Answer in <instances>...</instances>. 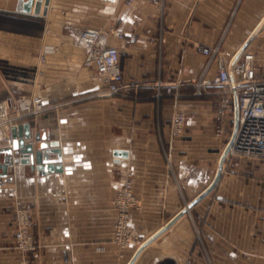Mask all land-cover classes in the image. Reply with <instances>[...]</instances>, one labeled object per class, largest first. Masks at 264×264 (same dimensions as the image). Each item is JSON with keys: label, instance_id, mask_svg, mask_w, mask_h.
Masks as SVG:
<instances>
[{"label": "crops", "instance_id": "crops-1", "mask_svg": "<svg viewBox=\"0 0 264 264\" xmlns=\"http://www.w3.org/2000/svg\"><path fill=\"white\" fill-rule=\"evenodd\" d=\"M27 1L0 0V101L44 100L47 110L23 125L60 142L62 169H9L0 264H264V160L228 158L215 189L182 215L214 182L236 127V102L220 134L217 89L196 94L195 82L220 68L198 49L220 46L228 64L254 36L247 50L264 76V0H50L47 16L34 14L35 3L23 13ZM87 28L124 33L109 44L125 83L139 85L131 98L100 96L105 83L72 37ZM50 47L57 51L42 62ZM158 83L172 93L159 99ZM179 112L187 121L175 137ZM6 132L0 128V149L9 146ZM128 181L139 241L123 248L115 200ZM17 201L35 218L38 248L27 254L16 247Z\"/></svg>", "mask_w": 264, "mask_h": 264}, {"label": "built area", "instance_id": "built-area-1", "mask_svg": "<svg viewBox=\"0 0 264 264\" xmlns=\"http://www.w3.org/2000/svg\"><path fill=\"white\" fill-rule=\"evenodd\" d=\"M133 1L130 0V2ZM155 4L160 6L163 13V3L156 1ZM147 33L148 39L154 41L151 37L152 31L149 30ZM112 36L123 39L125 35L117 30L107 32L94 28L72 32L74 41L85 51L86 67L95 69L97 75L105 83V89L99 93L100 96L131 98L133 89H138L139 85L125 83L120 52L118 48L109 44V39ZM198 50L209 58L208 66L215 59L220 61L218 74L214 78L202 77L195 82L198 96L204 95L210 88L217 89V95L220 97V109L217 117L220 134L225 131L224 121L228 111L232 110L234 102L237 104L238 131L228 158L264 160V76L262 73L260 74L256 55L246 50L237 59L236 56L231 63L227 64L222 61L223 53L220 46L215 49L199 47ZM56 51V48H47L42 53L41 61L45 62L48 55ZM157 88L159 89L157 95L159 99L163 96L164 89H167L169 94L173 91V85L163 83H158ZM46 110L47 107L41 97L16 98L11 96L0 101V128L8 131L4 135V140L9 146H12L14 140L12 129L23 125L26 117L39 116ZM186 121L187 118L183 113L175 114L172 125L173 136L177 137L182 133ZM8 159L9 163L14 162V158L8 157ZM10 168L12 169V167ZM9 177L0 178V189L6 187L10 181ZM115 205L119 212L115 227V239L120 247L125 248L139 241L137 230L130 225L131 211L138 207L130 181L118 194ZM15 219L17 249L25 254L36 251L38 246L32 234L35 222L33 211L22 202L17 201ZM185 264L195 263L188 260Z\"/></svg>", "mask_w": 264, "mask_h": 264}, {"label": "water", "instance_id": "water-1", "mask_svg": "<svg viewBox=\"0 0 264 264\" xmlns=\"http://www.w3.org/2000/svg\"><path fill=\"white\" fill-rule=\"evenodd\" d=\"M34 3H35L34 14L38 16L40 15L47 16L50 0H36V1L28 0L23 6V13L26 14L32 13ZM253 38L254 36L250 37L248 43L237 55L236 59L240 56L242 52L247 50L248 45L253 40ZM237 131H238V110L236 104V127L234 130L233 137L222 155L217 176L214 182L212 183V185L209 187V189L197 201L189 205L188 208L182 213V215L186 214L188 210H190L197 202L203 199L207 194L213 191L215 187L218 185L223 173L224 164L228 159L229 153L235 142ZM12 133L14 138L12 146H8L4 149H0V154L5 155L4 161L0 162V170H2V172L0 173V178H8L9 168L13 167L14 163H19V162L22 164L31 165L33 170H38V171H49V170L60 171L62 169L61 164L63 158H62V151L60 148L59 141L51 140L48 136H43L41 133H38L35 137H33L31 133V126L29 124L21 125L18 128L12 129ZM26 140H29V142L27 143ZM51 155H56V158L52 159ZM115 155L121 158L128 157V153L126 151H116ZM8 157L14 158V162L9 163ZM145 245H143L142 248H144Z\"/></svg>", "mask_w": 264, "mask_h": 264}]
</instances>
